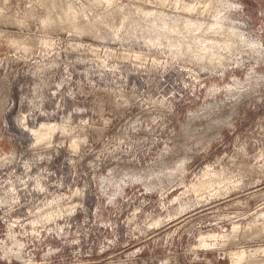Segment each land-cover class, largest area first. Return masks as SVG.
I'll return each mask as SVG.
<instances>
[{
	"label": "rangeland",
	"instance_id": "obj_1",
	"mask_svg": "<svg viewBox=\"0 0 264 264\" xmlns=\"http://www.w3.org/2000/svg\"><path fill=\"white\" fill-rule=\"evenodd\" d=\"M0 140V264H264V0H0Z\"/></svg>",
	"mask_w": 264,
	"mask_h": 264
},
{
	"label": "built area",
	"instance_id": "obj_2",
	"mask_svg": "<svg viewBox=\"0 0 264 264\" xmlns=\"http://www.w3.org/2000/svg\"><path fill=\"white\" fill-rule=\"evenodd\" d=\"M47 221L48 222H54L55 223V227L52 229H56L57 231H59L60 236H63V238L66 236V234H68L67 236L70 237V235L72 234V239L73 241H71V243L69 244L70 247V251L73 255V257H76L74 259L73 262L71 263H65L66 260H64V258L60 257V252H57L55 254H48L47 256H41V261L36 262V264H81L82 259L80 260L79 258L82 257V255L80 254L78 257L77 252L79 253L81 251L82 248H84V246H86L87 248L91 247L90 244H85L83 245V242H81L79 239V235L77 234L78 231L81 229V225L84 223L82 221L81 218H79L77 216V212L74 211V208L69 209L68 207H66V209H64L63 211L53 214L50 213L47 215ZM33 232H38L37 230H33ZM31 233V238H32V242L31 244L34 245V242H38L39 239L42 237V232H38L39 234H33ZM49 233V232H48ZM54 233V232H52ZM51 233V234H52ZM95 235V234H94ZM60 238V237H57ZM94 240V238H93ZM93 243V241H92ZM23 246V245H22ZM20 247V246H19ZM24 248V246H23ZM27 250H29L30 252H34L35 249H31L30 245H27ZM90 255H87V257L85 256V258H89ZM27 257L29 258L27 260V264H30V262H33L34 260L37 259L36 254L31 253V255H27ZM55 259H52V258ZM83 263V262H82Z\"/></svg>",
	"mask_w": 264,
	"mask_h": 264
},
{
	"label": "crops",
	"instance_id": "obj_3",
	"mask_svg": "<svg viewBox=\"0 0 264 264\" xmlns=\"http://www.w3.org/2000/svg\"><path fill=\"white\" fill-rule=\"evenodd\" d=\"M8 148V144L4 140H0V160L4 157L7 156L6 154V149Z\"/></svg>",
	"mask_w": 264,
	"mask_h": 264
}]
</instances>
